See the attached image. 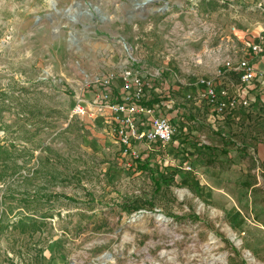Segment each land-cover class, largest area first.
<instances>
[{
	"label": "rangeland",
	"instance_id": "374dc122",
	"mask_svg": "<svg viewBox=\"0 0 264 264\" xmlns=\"http://www.w3.org/2000/svg\"><path fill=\"white\" fill-rule=\"evenodd\" d=\"M141 1L0 0V264H264V195L222 202L214 177L264 169L242 125L202 105L192 149L183 132L136 159L92 102L98 78L119 98L127 67L161 75L170 96L148 95L174 99L183 129L184 88H235L226 62L264 35V0Z\"/></svg>",
	"mask_w": 264,
	"mask_h": 264
},
{
	"label": "built area",
	"instance_id": "2783aa9c",
	"mask_svg": "<svg viewBox=\"0 0 264 264\" xmlns=\"http://www.w3.org/2000/svg\"><path fill=\"white\" fill-rule=\"evenodd\" d=\"M244 43V54L226 62V67L234 71L237 77L235 92L219 86L211 79H202L196 92L189 91L184 95L186 99L195 100L203 106L210 104L221 115H226L239 106H252L257 101L256 97L251 95L252 85L259 72L250 55L255 59L264 57V35L247 37ZM260 74L264 80V68ZM114 78V75L110 74L95 80L96 90L92 102L99 110L108 109L114 115L111 123L124 154L136 159L141 158L142 144L145 145L144 149L149 150L153 149L152 145L155 144L165 148L174 141L177 134L186 132V126L181 129L182 126L177 120L166 113L167 110L173 109L174 99L158 100L157 97L148 95L151 88H163L168 93L166 95L170 96L171 86H167L168 81L165 78L155 75L147 79L135 69L127 67L122 73V94L119 98L113 96ZM75 112L84 114L85 105L78 102Z\"/></svg>",
	"mask_w": 264,
	"mask_h": 264
},
{
	"label": "crops",
	"instance_id": "0c3cea01",
	"mask_svg": "<svg viewBox=\"0 0 264 264\" xmlns=\"http://www.w3.org/2000/svg\"><path fill=\"white\" fill-rule=\"evenodd\" d=\"M250 58L255 62V66L259 72L258 76L253 82L251 91V95L255 96L257 101L250 107L239 106L226 113V115H221L217 110L211 107L209 110L212 111V114L209 115V120L212 122L217 121L219 125L222 124L223 121L227 122L229 120L236 129L239 127V125H242L241 128H243V130L247 132L248 136H250V139H247L249 144L246 146L250 147V150L252 151L256 150V154L252 152V158L258 162L261 161L264 168V80L260 74V71L264 68V57L255 59L253 55H250ZM233 85L235 86V83H233ZM197 89L198 88H192L191 90L186 87L184 88V95L189 91L196 92ZM231 90L235 92L236 87ZM188 105H193L194 107H187ZM201 106L202 105H200L197 101L193 102L186 99L184 96V127L186 126V132L184 133V151L189 148L192 149L191 147H188L190 142H187V138L189 133L192 131L191 129L194 128V124H196L194 121L191 123L188 119L194 114L193 112L198 114L201 111H204L201 109ZM179 109L180 108L176 107L175 105L173 112L177 113L179 112ZM177 115H173L172 118L177 120L178 123H182L183 117H179ZM215 142L218 141L216 140ZM181 143L182 140L175 138L174 141L165 148L170 151V147L173 146L171 150L177 151ZM141 146L145 147L144 144ZM155 146L160 148L156 144L153 147ZM190 153L191 152H185L184 159L185 155L190 156ZM191 155L193 154L191 153ZM214 177L224 179L223 182H217L219 183L218 188L221 189L225 194V196L221 197L222 202L232 204L233 201L235 202V200L238 199V193H240V197H244L245 195L246 201L252 204L258 199H261L264 195V169H261L260 166L257 169L248 170L243 168L241 165L233 164L230 170L224 172L219 170L216 174H214ZM237 182L245 183L244 189H240L237 186ZM242 190H245V194L241 192Z\"/></svg>",
	"mask_w": 264,
	"mask_h": 264
},
{
	"label": "water",
	"instance_id": "95a60500",
	"mask_svg": "<svg viewBox=\"0 0 264 264\" xmlns=\"http://www.w3.org/2000/svg\"><path fill=\"white\" fill-rule=\"evenodd\" d=\"M148 1H152V0H148ZM93 9H94L95 11H97V12L100 11V9H99V7H98L97 5H93ZM88 11H89L91 14H93L92 11H91L90 9H88Z\"/></svg>",
	"mask_w": 264,
	"mask_h": 264
},
{
	"label": "bare ground",
	"instance_id": "6f19581e",
	"mask_svg": "<svg viewBox=\"0 0 264 264\" xmlns=\"http://www.w3.org/2000/svg\"><path fill=\"white\" fill-rule=\"evenodd\" d=\"M55 2V0H53V3ZM148 3V0H143V1H141V2H139V6H141V5H145V4H147ZM90 14V13H89ZM161 220L163 219L164 220V218H160Z\"/></svg>",
	"mask_w": 264,
	"mask_h": 264
}]
</instances>
